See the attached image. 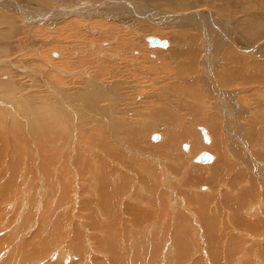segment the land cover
I'll return each instance as SVG.
<instances>
[{"label":"rangeland","instance_id":"1","mask_svg":"<svg viewBox=\"0 0 264 264\" xmlns=\"http://www.w3.org/2000/svg\"><path fill=\"white\" fill-rule=\"evenodd\" d=\"M42 1L31 2L53 8L52 0ZM132 3L126 10L117 5L112 13L92 14L108 5L96 4L89 16L64 15L57 23L52 19L61 14L38 13L48 22L35 21L23 34L18 25L10 34L0 25V43H7L10 53L0 55V103L8 107L0 115V264H264V52H258L264 47L263 28L253 45L245 37L251 24L264 23V0ZM223 9L227 18L218 15ZM201 10L215 15L213 21L203 19L205 36L182 21L187 15L193 20L190 15ZM209 34L219 45H210ZM226 34L237 36L225 42ZM152 35L169 47L157 48L159 53L149 48L145 39ZM192 51L195 61L188 57ZM91 86H97L103 100L88 98ZM211 89L234 96L248 114L235 128L246 144L245 159L256 161V169L248 171L245 163L235 167L227 149L230 170L215 190L227 196L218 198V205L212 198L208 208L203 197L211 198L214 186L196 170L209 173L211 164L194 162L195 154L182 153L179 144L173 155H162L174 124L155 115L157 107L173 110L180 126L196 134L192 120L202 114L205 120L198 124L211 142L202 144L200 152L207 151L215 161L207 128V121L217 122L209 115ZM192 92L205 96V109L195 110ZM214 110L215 118L223 113ZM127 125L139 130L136 141ZM151 134L162 139L153 142ZM178 157L184 165H176ZM193 170L196 176H188V188L186 176ZM238 175L244 180L235 192L229 183ZM239 200V211L247 206L242 213L234 209ZM205 222L225 256L209 243Z\"/></svg>","mask_w":264,"mask_h":264},{"label":"bare ground","instance_id":"2","mask_svg":"<svg viewBox=\"0 0 264 264\" xmlns=\"http://www.w3.org/2000/svg\"><path fill=\"white\" fill-rule=\"evenodd\" d=\"M27 1H29V0H0V9H4V10H6V11H8V13H10V15H7V14H4V13H1L0 12V25H4L6 28H7V31L6 32H8L9 34H10V32L14 29H16L17 28V25H18V30H19V32L20 33H22V32H25V28L28 26L29 27V25H33V24H35V23H33V22H35V21H40V22H48V21H45V20H42L43 18H42V16L41 15H46V16H49L50 14L51 15H60L59 17V20H57V16H53L54 17V19H52V21H54V23H57V22H59L60 20H61V18L64 16V15H68L69 17H71V16H73V15H81V16H89V14L90 13H92V11H93V7H95V5L96 4H103V6L105 5L106 6V4L105 3H107L108 5L105 7V8H103V9H101V10H98V12H93L92 14H101V13H103L104 11L103 10H105V11H107V12H109V13H112V11L111 10H116L117 8H116V6L117 5H121V7H122V9H124V10H126V8H125V5L127 4V5H131V7H132V0H105L106 2H104L103 0H100V1H98L97 0V2H91V0H52L51 2H53V3H50V2H48V3H50V4H53V5H51V7H53L54 8V5L56 6V9H47V7H44V6H41L40 4H38V3H34V2H29V3H27ZM45 2H46V0H44ZM44 1H42V2H44ZM62 1H64L65 3H67V5H64L63 4V2ZM93 1V0H92ZM96 1V0H95ZM136 1V3H138V2H140V0H135ZM42 2H40V3H42ZM134 2V1H133ZM43 4V3H42ZM115 4V8L113 7V5ZM43 5H45V4H43ZM181 6H183V7H185L184 5H182V4H180ZM99 6V5H98ZM100 8V7H99ZM120 9V8H119ZM13 10H15V11H17V13L19 12L21 15L18 17V15L17 16H13V15H11V14H14V12H13ZM180 10L182 11H184V12H186V10H188V9H185V8H180ZM260 10V9H259ZM204 11V13H202ZM201 10L199 13L200 14H198L197 12H194V14L193 15H190V17H192V19L193 20H191V18H188V15L187 16H185V17H183L182 18V21L184 20H187L188 21V23L189 24H191L190 25V27H198L199 28V30L197 31V32H199V33H201V34H203L204 36H205V25H204V23H203V19H206V21H213V17L215 16V15H212V13H210V11H209V14L210 15H208V14H206V12H205V10ZM222 11V12H221ZM11 12H13V13H11ZM117 12V11H116ZM126 12V11H125ZM242 12H243V10H242ZM38 13H41V15H37L36 16V14H38ZM105 13V12H104ZM103 13V14H104ZM117 13H119V12H117ZM117 13H115V14H117ZM121 14L123 13V12H120ZM127 14H129V12L127 13ZM132 14V13H131ZM229 12L228 11H225V9H223V10H220V11H218V15H222V16H220L221 18H227L229 15ZM262 14H263V12H262ZM14 15H16V14H14ZM108 15V14H107ZM123 15H124V13H123ZM183 14H181V16H182ZM67 16V17H68ZM105 16V15H104ZM112 16H113V14H112ZM118 16V15H117ZM116 16V17H117ZM121 16V15H120ZM125 16V15H124ZM184 16V15H183ZM23 17V18H22ZM100 17V16H99ZM109 17V16H108ZM119 17V16H118ZM56 18V19H55ZM111 18V17H110ZM113 18V17H112ZM123 18H125V17H123ZM49 19H51V17L49 18ZM63 19V18H62ZM122 19V18H121ZM55 20H57V21H55ZM51 21V20H50ZM99 21V20H98ZM101 21V20H100ZM103 22V21H102ZM54 23H51V24H54ZM65 23V22H64ZM252 23H254V22H252ZM20 24V25H19ZM26 24V25H25ZM38 24V23H37ZM128 24V23H127ZM45 25H48V23L47 24H45ZM50 25V24H49ZM57 25H59V24H57ZM225 26V25H224ZM27 27V28H28ZM33 27V26H32ZM27 28H26V30H27ZM229 28V27H228ZM263 28V31H264V23L263 24H260L259 22L258 23H254V24H251L250 25V27L248 28V29H246V31L245 30H243L242 29V31H245V37H247L248 39H249V41L251 42V44L253 45V43L255 42V41H257V40H259V39H256V36H257V32H259L258 30L260 29H262ZM5 29V28H4ZM28 31V30H27ZM32 31V30H31ZM231 32H232V30H231ZM1 33V32H0ZM12 33V32H11ZM25 33H27V32H25ZM260 33V32H259ZM2 35H3V33H1ZM15 34V33H14ZM19 34V33H18ZM23 34V33H22ZM8 36L7 35V33H4V38H7L6 36ZM230 35V34H229ZM227 36V34L226 35H224V41L225 42H227V40H230V39H232V40H235L233 37H236V36H233L232 37V35L233 34H231L230 36ZM15 36H16V34H15ZM19 36V35H18ZM264 36V35H263ZM9 37V36H8ZM148 37H151V38H156L157 40H159V41H162L163 42V45L161 46V47H159V46H151L149 43H148V41H147V39H145V41L148 43V47L149 48H154L155 47V49H154V51H156L157 53H159L160 51H157L156 49L157 48H161V49H167L168 47H169V42H167L166 40H161V38H158V37H155L154 35H152V36H148ZM147 38V37H146ZM202 38H204V37H202ZM239 37H237V42H238V39ZM192 39L194 40V42L195 43H197V45L199 44L197 41L199 40V35H197V34H194L193 35V37H192ZM261 39V38H260ZM202 40V39H201ZM20 41V40H19ZM23 41V40H22ZM21 41V42H22ZM208 41L210 42V45L212 46V47H216L217 45H219V42L216 40V39H213V36H212V34H209V36H208ZM261 41V40H260ZM132 42V41H131ZM109 43V42H108ZM169 43V44H168ZM35 43H33V44H29V46H30V48L29 49H31V48H35V45H34ZM203 44H204V42H203V40H202V44H201V47H199V48H201L202 50L204 49L203 48ZM227 44H229V43H227ZM249 44V43H248ZM256 45V44H255ZM37 48V47H36ZM240 48H242V46L240 47ZM72 49V48H71ZM239 49V48H238ZM200 50V49H199ZM254 50V49H253ZM120 51V50H119ZM173 52V51H172ZM258 52L260 53V54H262V52H264V47H262V49H258ZM232 53V51L230 52V49L229 48H227V51H226V54L228 55V54H231ZM255 54V53H254ZM0 55L1 56H3V57H8V56H10V53H9V48H8V45H7V43L5 44V42L3 43V45H1V43H0ZM191 55H194V56H192L191 57ZM188 57L191 59V60H193V61H195V58L197 59V54L195 53V51H192V52H190L189 53V55H188ZM194 57V58H193ZM259 57V56H258ZM107 60H109V58L108 57H105ZM242 62H243V60H242ZM253 62V61H252ZM250 62H248V64H249ZM249 65H251V64H249ZM212 69V68H211ZM209 70V69H208ZM210 71V70H209ZM2 72V71H1ZM1 72H0V74H1ZM249 72V71H248ZM239 73H237V75H235V76H239L238 75ZM1 76V75H0ZM15 76H16V74H15ZM241 76H243V75H241ZM89 77V76H88ZM91 77V76H90ZM203 78L206 80L207 78H208V80H209V82H210V85H213V84H211V77L209 78V73H208V75H207V72L206 71H203ZM93 80V79H92ZM91 80V81H92ZM4 83H6V82H4ZM264 83V82H263ZM95 85V84H94ZM217 86V85H216ZM219 86H221V83H219ZM13 86H8V88H12ZM94 86H91L89 89H90V93L87 95L88 96V98L89 99H92V98H98V99H100L101 97H103V96H101V91L100 90H96L97 89V86L96 87H94ZM211 86H209V88H210ZM218 87V86H217ZM208 90H210V89H208ZM211 90H213V89H211ZM6 92L5 93H7V94H13L14 93V90H12V89H9V90H5ZM51 91V90H50ZM235 92V91H234ZM106 93V92H105ZM208 94V96L210 95L209 93H207ZM14 95V94H13ZM85 95V94H84ZM190 96L193 98V100H194V108H195V110H198V111H200V110H202L203 108L205 109V105H204V99H205V96H201V94L199 93V92H197V93H195V92H192L191 94H190ZM209 98V97H208ZM102 100H103V98H101ZM3 99L2 98H0V101H2ZM204 100V101H203ZM209 100L212 102L211 104H212V107H211V110H212V112L213 113H210L209 115L213 118L212 120L214 121V122H216V123H210L209 121H207V128L210 130V134L212 135V138H213V142L211 143V145H210V147H213V150H214V152H215V161H214V158L212 157V155H210L209 153H207V151L206 152H204V153H207L208 155H209V160L208 161H198L197 160V156L198 155H200V151H202V150H204L205 149V147L202 145V144H204L205 142H206V145H208V143H209V141L211 142V136L209 137V136H207V134H208V132L202 127V126H200L199 124H201L202 122H204V118L201 116L202 114H200V113H196L195 114V116H194V118H193V120H192V123H195V126H194V128L195 129H197L198 130V133H196L195 134V132H192V134H189V132H188V130H189V128H183V127H181L180 126V121H181V119H178L174 114H172L171 112H174L173 110L171 111L170 109H168V108H165L164 106H163V108H161V107H157L158 108V110H157V115H155V117L156 118H158V119H161L160 118V116H162V117H164V118H167V119H169L174 125L170 128V135L167 137V142H169V141H171L169 144H167L166 146H165V150H163L162 149V151H161V154L162 155H164V154H169L170 156L171 155H173V153H172V151H173V149H174V147L173 146H176V145H178L179 144V148H181V152L182 153H185L186 154V152H188L187 154H189V152L191 153V155L193 154H195V157L193 158V161L194 162H198V164L199 163H201V164H208V163H210L211 164V166L209 165V166H207L208 167V170H210L209 171V173H206V172H202V171H200V170H196V172L199 174V175H202L203 177H206V178H210V181H209V184L211 183L214 187H213V190L211 191L212 192V194H213V196L211 197V198H205V197H203L202 195V197L204 198V199H206L207 200V203H209V205H208V208L213 204L212 203V198H214V199H218V198H221L222 200H225V198H226V194H223L221 191H215L216 189H218V187H219V180H222V179H220V177H225V175L227 174V172L230 170V168L229 167H227V154H228V152H227V149H229V148H231V151L229 152L230 153V155L233 157V159L235 160V162L237 163V164H234V166L235 165H237V167L238 168H240L239 167V164H243V163H245V165H244V167L248 170V171H251V170H253L254 171V173H255V167H254V165H255V162L256 161H254V160H252V159H248V160H246L245 158L248 156V155H246V151H247V148H246V144H245V141L243 140V136L239 133V130H238V128L236 129L235 127H237L238 126V123H239V120L241 119V120H243V118L245 119V117H246V115H248V114H246V111H244L243 109H240L238 106H237V104H235V97L234 96H231V94H228V93H226V92H224V91H222V90H218V89H216V90H213L212 92H211V95H210V98H209ZM101 101V100H100ZM99 101V102H100ZM2 103V102H1ZM0 103V115L2 116V114L3 115H5V112H6V108H8L6 105V107L3 105V103L1 104ZM206 103V102H205ZM204 105V106H203ZM16 106H18V105H16ZM20 106V105H19ZM18 106V107H19ZM207 107V106H206ZM209 108V107H208ZM200 109V110H199ZM214 109H222L223 110V113H222V115H217L216 116V118L214 117V115H215V113H216V111L214 110ZM26 110V109H25ZM17 111V110H16ZM25 112V111H24ZM86 112V111H85ZM34 113V112H33ZM7 114V113H6ZM152 114V113H151ZM34 115H36L35 113H34ZM245 115V116H244ZM8 116V115H7ZM152 116H153V114H152ZM10 117V116H9ZM220 117V118H219ZM2 118V117H1ZM1 121H3V119L1 120ZM11 122V121H10ZM8 123V122H7ZM117 123V122H116ZM199 123V124H198ZM11 124H13V122L11 123ZM260 124H261V121H260ZM119 125V124H118ZM132 126V125H131ZM176 126H178V127H176ZM198 126V127H197ZM255 126V124H253V127ZM119 128H120V125L118 126ZM127 131L130 133V135H131V138L134 140V141H136L137 139H138V137H136L135 139H134V137H135V135H136V133L139 131L138 129L137 130H133V129H131L130 128V125H127ZM153 132V131H152ZM186 137V138H185ZM216 137V138H215ZM161 137L157 134H151L150 135V140L151 141H153V142H156V141H158L159 139H160ZM185 138V140H183V142H181V143H178V142H175V141H172V140H182V139H184ZM162 139V138H161ZM263 139H264V137H263ZM216 140V141H215ZM13 142V141H12ZM244 143V145H242L241 143ZM229 144H233L231 147L229 146ZM250 146L252 147L253 146V142H250ZM4 147V146H3ZM164 147V146H163ZM243 148H244V150H243ZM58 150V149H57ZM249 152V151H248ZM197 153V154H196ZM252 154H253V152H252ZM169 156V157H170ZM260 156V155H259ZM165 157V156H164ZM168 157V158H169ZM58 158V157H57ZM67 158H68V156H67ZM167 158V157H166ZM165 158V159H166ZM251 158V157H250ZM15 159V158H14ZM71 159V158H70ZM264 159V158H263ZM16 160V159H15ZM179 160V161H178ZM178 160L176 161V165L177 164H183V159L182 160H180V158L178 157ZM196 160V161H195ZM12 161V160H11ZM68 161V160H67ZM263 161V160H262ZM248 162V163H247ZM102 163H103V161H102ZM104 164V163H103ZM257 164V163H256ZM184 165V164H183ZM186 166V165H185ZM206 166V165H205ZM256 166H258V164L256 165ZM236 167V166H235ZM107 168V166H105V165H103V167H102V170H105ZM237 168V169H238ZM258 169V168H257ZM260 170V169H259ZM191 171V170H190ZM237 171V170H236ZM258 171V170H257ZM147 173V172H146ZM103 175L102 176H105L106 178H107V175L105 174V173H102ZM197 174V175H198ZM239 174H241V172L239 173ZM196 176V174L194 173V170H193V172H191V173H189V174H187V178H189V177H191V176ZM198 175V176H199ZM189 176V177H188ZM197 176V177H198ZM239 177H237V178H235V179H233V180H231L230 181V185H229V187L230 188H233V190L232 191H234L235 190V192H237L239 189H240V187H239V189L237 190V189H234V187H236V186H238V183L240 184L244 179H243V176L242 175H238ZM251 176V179H250V181H252V183L250 184V185H252L253 186V182H254V177H252V175H250ZM197 177H195V179L197 178ZM235 177V176H234ZM101 178V177H100ZM105 178V179H106ZM215 178H219V179H215ZM212 179H214V180H212ZM191 178H189L187 181H186V185H189L188 186V188H190V182H191ZM205 180H208V179H205ZM223 180H224V178H223ZM241 180V181H240ZM141 181V180H140ZM225 181V180H224ZM193 182V181H192ZM196 182V181H195ZM227 182H229V181H227ZM256 182V181H255ZM145 186V185H144ZM204 186V185H203ZM192 187H193V185H192ZM208 187V186H207ZM227 187V186H226ZM237 188V187H236ZM145 189V188H144ZM193 189V188H192ZM142 190V189H141ZM237 190V191H236ZM221 192V193H220ZM231 192V191H230ZM240 192V191H239ZM225 193V192H224ZM242 193V192H241ZM210 195V194H209ZM217 195V196H216ZM188 196V195H187ZM208 196V195H207ZM214 196H216V197H214ZM229 196V195H228ZM263 196V199H264V195H262ZM110 197V196H109ZM143 197V196H142ZM255 197H257V196H255ZM190 198H191V196H190ZM198 198V197H197ZM240 198H243L242 197V195L240 194V196H239V199ZM238 199V198H237ZM236 199V200H237ZM144 200H148V197H147V199H144ZM201 199H199V200H197V201H200ZM203 200V199H202ZM205 200V201H206ZM220 202V200H217L214 204H216V205H218V203ZM146 202H148V201H146ZM195 202V201H194ZM240 202V200L237 202V203H239ZM198 203V202H197ZM240 204L241 203H239L234 209H237L238 210V206H240ZM231 205H232V203H231ZM234 205V204H233ZM243 205V204H242ZM201 206V205H200ZM197 207V206H196ZM207 206H205V208H206ZM241 207V206H240ZM244 207V206H243ZM243 207H242V209H243ZM247 207V206H246ZM246 207L244 208V210L246 209ZM233 209V210H234ZM241 209V208H240ZM237 210H235L236 212H237ZM244 210H242V211H239L240 213H242ZM238 212V213H239ZM225 216H227V215H222V219L225 217ZM205 221V220H204ZM96 224V223H95ZM97 224L99 225V227H102V224L100 225V222H97ZM205 225H206V229H208L209 231H210V241H209V243L210 244H213V247L215 246V244H217L216 243V241H212L213 240V238H214V240H215V237L213 236V227L210 225V224H206V222L204 223ZM98 225H96V226H98ZM96 228H98V227H96ZM212 228V229H211ZM100 230H101V228H100ZM101 233V232H100ZM215 233H217V231H215ZM219 234V233H218ZM172 235V234H171ZM200 236V235H199ZM216 236H217V234H216ZM219 236V235H218ZM221 236V235H220ZM183 238V237H182ZM220 239V238H219ZM149 242V241H148ZM184 245V244H183ZM173 246V245H172ZM180 246V245H179ZM216 247V246H215ZM184 248V247H183ZM216 248H218V251L219 252H221L222 253V249H223V245H221V246H219V247H216ZM219 248H221V249H219ZM151 249V248H150ZM154 250V249H153ZM215 249H213L212 251H214ZM224 250V249H223ZM226 250V249H225ZM174 251V250H173ZM211 251V252H212ZM217 251V252H218ZM216 252V250L214 251V253ZM226 252V251H225ZM157 253V252H156ZM220 253V254H221ZM224 253V252H223ZM222 253V256L225 254H223ZM222 256H219V255H216V259L217 260H219V257H222ZM225 256V255H224ZM153 257V256H152ZM212 258V257H211ZM222 259V258H221ZM228 259V258H227ZM151 262V261H150ZM177 264V263H176ZM219 264V263H218ZM224 264V263H223Z\"/></svg>","mask_w":264,"mask_h":264},{"label":"water","instance_id":"3","mask_svg":"<svg viewBox=\"0 0 264 264\" xmlns=\"http://www.w3.org/2000/svg\"><path fill=\"white\" fill-rule=\"evenodd\" d=\"M146 39L151 46L161 47L163 45V42L157 40L156 38L147 37ZM197 160L198 161H208L209 155L207 153L202 152V153H200V155L197 156Z\"/></svg>","mask_w":264,"mask_h":264}]
</instances>
